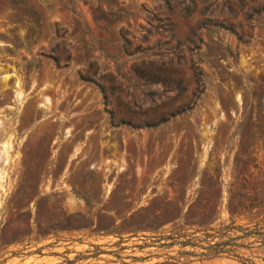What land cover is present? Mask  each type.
Instances as JSON below:
<instances>
[{
  "label": "rangeland",
  "instance_id": "obj_1",
  "mask_svg": "<svg viewBox=\"0 0 264 264\" xmlns=\"http://www.w3.org/2000/svg\"><path fill=\"white\" fill-rule=\"evenodd\" d=\"M3 139L0 264H264V0H0Z\"/></svg>",
  "mask_w": 264,
  "mask_h": 264
},
{
  "label": "trees",
  "instance_id": "obj_2",
  "mask_svg": "<svg viewBox=\"0 0 264 264\" xmlns=\"http://www.w3.org/2000/svg\"><path fill=\"white\" fill-rule=\"evenodd\" d=\"M256 206L257 205H242V207L245 208V210H251ZM229 231H232V232L240 231L241 232V235L230 237V240H234L233 246L239 245L235 243L236 239H241V238L250 237V236H253L256 239L255 241H258L261 244H264V220H260L256 222L252 228L241 227L240 225H234V220H231L229 224L223 225V227L221 226L217 232L224 234ZM217 244L218 243H215L214 246H216Z\"/></svg>",
  "mask_w": 264,
  "mask_h": 264
},
{
  "label": "bare ground",
  "instance_id": "obj_3",
  "mask_svg": "<svg viewBox=\"0 0 264 264\" xmlns=\"http://www.w3.org/2000/svg\"><path fill=\"white\" fill-rule=\"evenodd\" d=\"M6 79V78H5ZM21 83V82H20ZM16 86L19 87L21 86V84L19 85L18 81L16 82ZM20 88V87H19ZM22 88H20L21 90ZM23 90V89H22ZM18 93V92H17ZM15 95V94H14ZM17 95V94H16ZM45 103V102H44ZM4 137V136H3ZM0 172H1V168L3 166V164H5L6 159L8 158V153L9 150H11V145L12 142L10 141V139H3L2 141H0ZM9 160V159H8ZM4 167V166H3ZM4 180V179H3ZM5 182V181H4Z\"/></svg>",
  "mask_w": 264,
  "mask_h": 264
}]
</instances>
